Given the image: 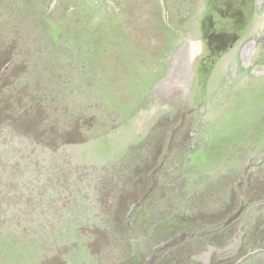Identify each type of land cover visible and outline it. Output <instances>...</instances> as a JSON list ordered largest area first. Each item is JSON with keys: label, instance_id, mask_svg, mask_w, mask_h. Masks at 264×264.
Here are the masks:
<instances>
[{"label": "rangeland", "instance_id": "obj_1", "mask_svg": "<svg viewBox=\"0 0 264 264\" xmlns=\"http://www.w3.org/2000/svg\"><path fill=\"white\" fill-rule=\"evenodd\" d=\"M207 2L0 0V76L21 73L25 104L20 116L0 77V264H96L138 229L139 206L159 221L195 179L212 194L193 200L194 218L238 238L214 252L209 229L181 223L157 264H242L255 226L264 264V0L212 62L205 14L213 30L233 17Z\"/></svg>", "mask_w": 264, "mask_h": 264}, {"label": "trees", "instance_id": "obj_2", "mask_svg": "<svg viewBox=\"0 0 264 264\" xmlns=\"http://www.w3.org/2000/svg\"><path fill=\"white\" fill-rule=\"evenodd\" d=\"M234 1L236 0H221V2L224 4H219L218 0H208L207 2L209 9L214 7L216 16L219 15L218 11L221 10L222 6L224 5L227 7V9H225L223 12L230 13L231 10V14L233 17L230 27L218 28L217 30H213L210 28V24L207 23L209 22V20L214 19V15L213 13H209V10L205 14V17L206 19H208V21H202L201 31H203V40L206 44L205 46L207 55L208 57L212 55L211 62L213 61L215 56H219L220 58L222 56V53H226L231 49L233 43L237 41L234 40L236 34L242 32L240 30V24L246 23L251 18L250 17L247 20L246 15H248V12L243 11V8L239 9V7H237L239 1L233 4ZM240 3H246V5L251 6V12H249L248 16H250V13L254 14L255 0H242ZM54 8L55 6H51L50 11L54 10ZM241 12L243 13L241 14ZM244 12L246 13V15ZM13 19L14 18L10 20ZM27 25L30 26V24ZM209 61L210 60L208 58L206 59V61H200L199 70L205 72V75L212 72V63L210 65L209 63H207ZM0 77L3 81L1 89H3L5 95H10L11 100L16 102L13 104V106L16 109V113L18 112L21 116L25 108V104L22 101L23 86L21 73L16 76L8 75ZM255 92L259 94L256 98L257 101H263L264 93H261L257 90H255ZM261 112L262 110H256L254 116H257ZM8 117L10 116L8 115ZM184 168L187 169L185 165L182 166V169L180 168L181 173H183ZM196 182L197 179L192 182H188V184H184L182 188L183 190H185L182 195L183 199L180 200L179 198H175V201L169 206L170 211L166 214L160 213V216L162 218L159 221H156L154 218L148 215L147 212H142L140 208L137 209L134 215V220L135 224H137L136 226L138 227V229H132L130 236L128 235V238L125 240L122 239L121 235H117V240L121 241L118 242L111 240L108 249H106V255L99 256L96 264H102V262H104V264H110V260H112L114 264H157V261H163V259L159 258V253L162 251V249L172 246L173 243L178 239V231L179 228L182 227L181 223L186 224V227H184L186 231L185 235L188 234L189 230L191 231L190 225L196 228L205 226L207 229H209L208 231L202 232L208 236L211 244V249H216L217 251L228 245L231 240L237 239L238 235H235L232 232V224H229L228 222L225 223L224 220L219 217L196 216L194 218L193 210L195 209L193 208V204L195 202L193 203V200L203 195V198L199 203L206 204L208 195L212 194L208 192V188L204 190V188L199 184H196ZM198 182L200 181L198 180ZM201 190H204L205 193ZM207 193L209 194L207 195ZM191 195H193L192 198L189 197ZM200 211H204V208L200 209ZM152 212L153 211H151L150 213ZM188 218H191V220L187 221ZM259 221L260 220H258V222ZM149 222L150 225L148 224ZM255 228L256 226L253 228L246 227L245 238L243 239L244 247L246 249L249 248V250L254 252L261 248V242L253 243L250 239L251 235L256 231ZM134 231L139 235L132 236L131 234ZM143 232H147V234H142ZM200 232V230L194 231L196 235H198ZM153 237L154 239L152 240ZM204 253L205 251H201L199 254ZM175 254L176 253H174V255ZM261 254L262 253H260V251L257 253H253L252 255L247 257L246 261L243 262V264H250L252 258H254V264L258 263L257 258ZM193 255L194 254L190 256ZM182 258L184 259V261L189 260V256H182Z\"/></svg>", "mask_w": 264, "mask_h": 264}, {"label": "bare ground", "instance_id": "obj_3", "mask_svg": "<svg viewBox=\"0 0 264 264\" xmlns=\"http://www.w3.org/2000/svg\"><path fill=\"white\" fill-rule=\"evenodd\" d=\"M201 43L192 42L186 50L188 62L194 60L201 53ZM246 52V51H245ZM248 53V52H247ZM251 54V53H250Z\"/></svg>", "mask_w": 264, "mask_h": 264}, {"label": "clouds", "instance_id": "obj_4", "mask_svg": "<svg viewBox=\"0 0 264 264\" xmlns=\"http://www.w3.org/2000/svg\"><path fill=\"white\" fill-rule=\"evenodd\" d=\"M194 204H195V203H194ZM135 208H137V207H135ZM139 208H140V209H141V211H142V212H144V213H145V212H147V214H148V213H150V212H151V211H146V210H144L143 206H139L137 209H139ZM143 210H144V211H143ZM103 226H105V225L103 224ZM211 251L217 252V250H216V249H211ZM254 253H255V252H254ZM251 255H252V254H251ZM246 259H247V258H246ZM245 261H246V260H245ZM241 263L243 264V262H241ZM220 264H224V262H223V261H221V262H220ZM253 264H254V263H253Z\"/></svg>", "mask_w": 264, "mask_h": 264}]
</instances>
